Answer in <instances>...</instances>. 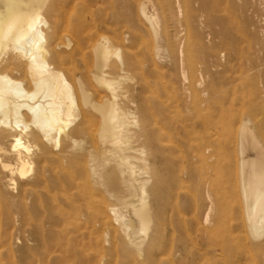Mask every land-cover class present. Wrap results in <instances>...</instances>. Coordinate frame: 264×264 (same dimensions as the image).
Masks as SVG:
<instances>
[{"label": "bare ground", "instance_id": "6f19581e", "mask_svg": "<svg viewBox=\"0 0 264 264\" xmlns=\"http://www.w3.org/2000/svg\"><path fill=\"white\" fill-rule=\"evenodd\" d=\"M236 1L253 31L250 83L236 68L228 76L238 41L197 69L190 48L211 34L181 20L179 1L0 0V223L11 241L34 228L25 261L103 264L94 251H113L127 264H264V0ZM143 28L154 71H180L185 123L174 125V107L151 118L128 96L148 86ZM193 158L205 163L204 198L217 181L220 208L195 205L209 229L181 242L171 230L185 220L176 202Z\"/></svg>", "mask_w": 264, "mask_h": 264}, {"label": "rangeland", "instance_id": "374dc122", "mask_svg": "<svg viewBox=\"0 0 264 264\" xmlns=\"http://www.w3.org/2000/svg\"><path fill=\"white\" fill-rule=\"evenodd\" d=\"M178 1L183 13V16L181 15L182 17H180L181 20H192V29L194 32L198 31L201 34L204 33L205 35L211 34L204 40L203 43L194 44L190 48L196 67L199 71L205 67V64L209 62V60L214 64L217 62V60L213 58V55L214 53L216 54L223 50L224 41L227 43H234L238 41L241 42L240 45L245 49V52L242 57L234 61L229 66L228 69L230 72H228V76L231 75V70L235 68L238 71H243L242 76L246 83H250L255 77L258 76L259 71L255 68V60L252 57V50H250L253 46V31L250 27H248L245 14L239 10V6L242 5V2L236 0H228L226 3H222L221 0ZM178 1L153 0V2L158 6L166 2L168 4L172 3L175 5ZM161 13L163 16L164 13L162 11L160 12V17L162 19L163 16ZM202 15H204V17ZM194 19H196L195 22ZM197 19L202 20V23L197 21ZM143 31L145 32L146 30L143 28L142 33H140V65L146 74L148 86L143 90H140V94L130 90L131 94L129 93L128 96H133V98L135 97L140 104V110H146L151 118L153 117L156 120H159L160 118L158 117L157 112L160 108L165 110L166 107H174V125L176 126V123L179 121L185 123L186 120L190 119L191 117L192 110L190 108L192 106L182 105L183 91L181 84L175 83L176 78L180 79V71L177 67L172 66L169 63L159 64L163 67L161 73L154 71V67L146 60L145 57V53L152 45L154 38L149 34L148 31L145 33ZM219 71H223V68H220ZM141 78L142 76L140 71V81ZM124 84L125 87L130 88L133 86L134 82L130 80L128 83L125 82ZM251 88L252 87H250V89ZM221 90V84H217L216 93ZM193 97L196 103L204 98V96L200 93H197V97L196 95ZM94 130L96 131L97 128H94ZM175 137L179 138L180 136ZM185 166L187 167L184 169L183 178L185 181H187V183L185 189L180 193V199L176 202L179 210L184 214L185 220L181 221L179 224H176L171 230V232L175 234L176 239L181 242L187 239V229L191 231V234L193 233V236H195L197 233L201 234V231L204 229H209V226L205 224L203 219H200L199 222L194 220L193 214L195 205L209 203V201H211L215 206L213 216H217L220 208L219 201L221 199V191L218 188L217 181L214 182L213 187L210 189L212 197L211 200L204 198L205 196H203L202 184L207 171L205 163H203L202 160L193 158L191 161H189V163H186ZM215 175L216 172H212L211 176L214 180H216ZM120 215L128 216L127 212L124 210L120 211ZM7 229L8 227L5 223H0V264H29L32 262L31 258H28L26 261L23 258H25L27 254L28 256L30 255L29 253L31 248L39 247V243L34 242L35 239L30 233L34 230V228L31 226L27 227L26 229L22 228L18 232H14V241H11V239L5 237L4 232L7 231ZM31 238L33 239L31 240ZM105 238L106 240L112 239L111 235L108 236L107 234L105 235ZM105 245L107 248L109 247V245ZM93 257L95 258L96 262H98L100 258H103L105 261L103 264H127V262H125L122 257H118L113 251L107 252L103 256H101L97 251H94ZM217 259L220 258L217 257ZM202 260H204V258L201 259V262Z\"/></svg>", "mask_w": 264, "mask_h": 264}]
</instances>
